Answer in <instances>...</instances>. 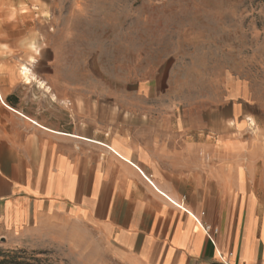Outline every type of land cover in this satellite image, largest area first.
<instances>
[{"label": "crops", "instance_id": "crops-1", "mask_svg": "<svg viewBox=\"0 0 264 264\" xmlns=\"http://www.w3.org/2000/svg\"><path fill=\"white\" fill-rule=\"evenodd\" d=\"M22 3L35 13L33 0H0V25L13 24L1 20ZM41 4L50 13L60 6ZM9 41L14 48L1 54L26 59L38 80L0 62V236L14 248L77 251L79 264H264V152L211 146L218 162L199 179L215 186L214 201L198 202L186 171L193 152L205 166L207 145H193L186 131L147 128L154 117L142 97L130 114L127 97L65 81L60 46ZM208 222L218 229L212 239Z\"/></svg>", "mask_w": 264, "mask_h": 264}, {"label": "rangeland", "instance_id": "rangeland-1", "mask_svg": "<svg viewBox=\"0 0 264 264\" xmlns=\"http://www.w3.org/2000/svg\"><path fill=\"white\" fill-rule=\"evenodd\" d=\"M33 1L35 13L22 3L1 20L13 24L0 25V54L14 48L9 35L20 49L58 45L65 81L92 83L97 96L127 97L130 114L142 97L154 117L147 128L186 131L193 145H207L205 166L193 152L186 171L197 180L198 202L204 195L214 201L215 186L199 179L218 162L211 146L235 141L245 153L264 152V0H48L60 2L51 13ZM41 15L48 25H40ZM1 55L20 74L26 59ZM13 246L0 236V264H79L77 251Z\"/></svg>", "mask_w": 264, "mask_h": 264}, {"label": "bare ground", "instance_id": "bare-ground-1", "mask_svg": "<svg viewBox=\"0 0 264 264\" xmlns=\"http://www.w3.org/2000/svg\"><path fill=\"white\" fill-rule=\"evenodd\" d=\"M35 50V49H34ZM20 75L25 82L31 83L32 81H37V76L27 64H22L20 66ZM41 83V82H40ZM44 83V82H43ZM43 86V85H42ZM48 88V87H47ZM239 89V87H238ZM237 90V89H236ZM235 91V90H234ZM232 95V94H230ZM235 121V120H234ZM253 121V120H252ZM232 123V122H231ZM252 124V123H251ZM237 125V124H236ZM234 127V126H233Z\"/></svg>", "mask_w": 264, "mask_h": 264}, {"label": "built area", "instance_id": "built-area-1", "mask_svg": "<svg viewBox=\"0 0 264 264\" xmlns=\"http://www.w3.org/2000/svg\"><path fill=\"white\" fill-rule=\"evenodd\" d=\"M204 229L208 232L209 237L212 239V236L218 233L217 228H213L211 225H204Z\"/></svg>", "mask_w": 264, "mask_h": 264}]
</instances>
